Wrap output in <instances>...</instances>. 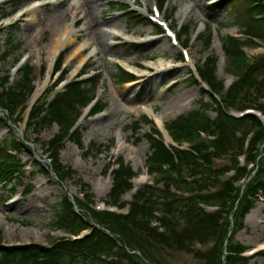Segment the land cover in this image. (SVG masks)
<instances>
[{
  "label": "trees",
  "instance_id": "1",
  "mask_svg": "<svg viewBox=\"0 0 264 264\" xmlns=\"http://www.w3.org/2000/svg\"><path fill=\"white\" fill-rule=\"evenodd\" d=\"M229 4L234 5L236 20L246 29V34L264 40V0H225L218 8L223 9ZM127 23L131 28L149 24L133 14L127 15ZM184 33L188 39L189 29L185 28ZM201 40L206 50L210 49L211 31ZM222 40L229 59V72L237 77V81L223 94V82L216 77L215 56L198 65L202 80L210 88L209 93L202 90V97L208 94L210 102L202 101L198 109L180 116L168 127L177 143L188 142L192 147L190 150L167 147L153 126L152 134L145 135L150 145L146 165L157 180L155 186L146 185L138 191L129 213L97 212L90 207L93 201L88 196L85 202L78 201L87 214L78 215L68 198L61 199L54 210L58 213L59 228L76 234L92 227L91 223L100 227H94L82 240L61 239L49 248L0 244V264H161L160 255L164 256L169 250L192 254L204 264H248L249 259L241 255L245 247L237 243L235 237L242 229L246 215L264 195V151L259 148L264 143V125L253 114L237 119L229 111L253 108L264 112V55L250 61L244 47L255 45L252 40L230 36ZM11 42L9 39L4 50L0 44V65L10 52ZM184 44L187 45V40ZM33 74V68L27 65L15 87H6L8 78L0 81L3 113L7 111L13 117L25 105L33 90ZM97 82L98 79L93 80L92 85L73 82L33 112L30 128L37 135L54 124L59 126V134L47 142L45 148L52 151V164L47 169H52L61 181L71 179L75 174L74 170L61 164L60 153L66 140H75L81 145V134H70V130L80 114L77 108L88 101L87 92ZM190 82L197 83L191 77ZM215 94L220 96V101ZM210 111H215L217 116H210ZM142 122L152 124L145 117L135 123L134 129H140L138 125ZM6 124L7 120L0 113V128ZM201 132L214 139H203ZM251 134L249 150H245V141ZM22 147L24 145L12 135L5 143H0L1 182L23 174V164L18 156ZM243 153L247 154L248 163L255 164L253 170L249 171L247 165L239 166L237 156ZM227 157L229 165L221 166L219 162ZM120 164L119 169L113 171L114 184L109 202L125 207L121 199L132 188L131 180L135 174L130 166ZM231 170L236 171L235 175L223 179ZM206 206L216 210L209 212ZM197 245L212 247L202 251L196 248ZM110 257L112 260H107Z\"/></svg>",
  "mask_w": 264,
  "mask_h": 264
},
{
  "label": "rangeland",
  "instance_id": "2",
  "mask_svg": "<svg viewBox=\"0 0 264 264\" xmlns=\"http://www.w3.org/2000/svg\"><path fill=\"white\" fill-rule=\"evenodd\" d=\"M87 1L43 0V6L40 8L43 15L37 21H31L30 16L31 6L36 5L33 0H14L8 5H4L3 0L0 1V18L3 13L12 11L19 5L22 7L18 17L0 21L4 28L0 33L2 49H6L9 39L12 40L10 52L0 66V78H5L11 72L13 81L20 80L21 73L15 72L13 66L19 58H22V62L29 59L27 65L34 69V93L38 87L44 88L37 100L32 101L34 95L30 98L29 108L33 102L35 105L43 99L46 92L61 77V73H53L55 63L52 51L56 49L57 41L60 39L59 33L68 26L72 27L75 22L77 23L74 30L77 32L73 42L61 51L65 54L63 62L65 61L64 69L67 76L59 89L62 90L75 79L77 72L80 73L82 69L87 68L90 77L95 73L99 78L97 87L91 90L88 96L89 98L93 95L98 96L105 106L102 115L87 118L79 126L81 131L79 133L82 134L79 142L83 148L95 146L93 156L86 155L76 144L77 141L66 142L61 155L62 163L74 169L78 175L63 183L57 180L53 173H39L41 166L39 156L43 152V145L58 134L59 126L55 124L51 129L45 130L41 141L37 143L36 135L32 131L26 132L25 124L20 125L18 135L23 134L30 140L32 151L31 155L23 150L21 158L24 163L34 160V168L33 171H26L23 180L14 179L7 185L0 183V234L2 242L7 246L33 243L50 245L54 239L64 236L56 227L58 213L54 210L57 203L67 196L71 200L73 198L82 200V193H85L81 187L82 182L89 186L86 194L94 196L95 206L100 200H106L112 185L111 177L106 174L110 159L113 162L125 161L137 173L138 177L135 180L144 178L142 184L146 183L149 177L145 165L150 145L145 135L150 134L152 125L144 122L145 124L139 125L140 129L134 130L135 123L145 117L152 119L146 108L150 105L162 119L163 124L198 109L206 96L202 98L203 85H194L188 79L189 72H195V65L201 66L209 57H218L220 58L218 77L228 84L235 80L226 74L227 71L225 72V66L227 68L229 65L228 60L224 64L222 39L229 35L241 36L246 29L238 24L233 4L223 9L218 7L210 9L209 4H215V0H211L209 4L206 3L207 0H167L163 15L176 33L184 27H189L190 59L180 63L174 59L179 56L181 50L174 46L166 34L158 35L151 27L138 26L130 29L123 11L124 7H131L134 11L147 16L145 12L147 8V11L151 12L155 2L159 0H96L98 11H92V5ZM135 2L141 9H138ZM57 3L60 5H55ZM191 7L192 12L184 16L183 10ZM61 21L63 24L60 25ZM31 22L32 26L26 30ZM11 24L15 26L11 28ZM202 24H206L207 30H212L214 36L213 45L207 50L203 41L196 38L201 32H207L205 29L200 30ZM125 30L129 33L127 36H124ZM99 32L108 37L100 47L93 41V36ZM108 34H112V38ZM151 39L154 42H151ZM184 40L185 37L181 42ZM134 41L141 42V47L133 49L131 45ZM85 44L88 45L86 53L74 56ZM261 44V47L247 48L251 58L264 54V42ZM128 63L150 70H146L147 73H144L143 77L137 78L139 83L132 87L119 80L120 67L127 69ZM134 99L136 101L133 102ZM80 109L83 111L82 107ZM104 115L106 116L102 119ZM210 116L215 117V114L210 112ZM6 134L7 129L0 131V136ZM33 154H37V157L34 158ZM229 161L227 157L219 163L226 166L229 165ZM30 186L33 189L26 195V189ZM130 199L131 193L123 200ZM235 239L246 249L263 250L264 198H261L256 207L249 212L243 229ZM208 247H201V250H208ZM160 260L161 264H204L192 254L171 250L164 256L160 255ZM248 264H264V256L255 255Z\"/></svg>",
  "mask_w": 264,
  "mask_h": 264
},
{
  "label": "bare ground",
  "instance_id": "3",
  "mask_svg": "<svg viewBox=\"0 0 264 264\" xmlns=\"http://www.w3.org/2000/svg\"><path fill=\"white\" fill-rule=\"evenodd\" d=\"M33 1L36 3V5L31 6L32 10L30 12V16H31V21H37L43 15V11L40 10V8L42 7L41 5H42V1L43 0H33ZM38 2L40 4L37 5ZM87 2L89 4L91 3L92 11H96V10L98 11V8H97L98 6L95 3L96 0H88ZM55 5H60V4L57 3ZM182 13H183L184 16L186 15L185 11H183ZM32 23L33 22H31V23H29L27 25L26 30H28V28L32 26ZM76 23H74V25L72 27L68 26L65 30H63V32L59 33L60 39H58V41H57L56 49L54 51H52V53H54L52 59L57 56L58 52H60L61 50L66 48L70 43L73 42L74 36L76 35V32H77V31L74 30V27L76 26ZM61 24H63V21L60 22V25ZM108 35H109V37L112 38V36H111L112 34H108ZM65 37H67V38H65ZM106 38H108L106 34L99 32L98 34H95V36H93V41H94V43H97V45L100 47V46H102L103 43L106 42ZM86 47H88V45L85 44V46L81 47L79 49V52L77 54H75L74 56H76V55H79V56L84 55V53H86V50H87ZM127 65H128V67H131V63H128ZM132 70L136 71V73H138L139 77H141V74L147 73V72H144V70L135 69V67H133ZM135 82L137 83V81H135ZM135 82L131 83L129 85L132 87L133 84L134 85L136 84ZM43 90H44V88L38 87V89H37L32 101L37 100L39 98V96L41 95ZM134 101H136V99H134L133 102ZM146 108H147V112L155 119V121L159 125H161V123H162L161 118L156 115V112L154 111L153 106L150 105V107L148 106ZM141 182H142L141 180H136L134 182L135 183V187L138 188L140 186ZM25 210H27V209H25Z\"/></svg>",
  "mask_w": 264,
  "mask_h": 264
}]
</instances>
